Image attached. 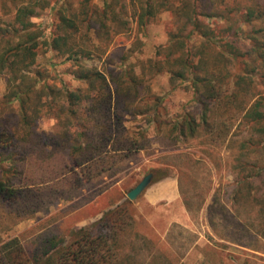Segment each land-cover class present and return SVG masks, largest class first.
<instances>
[{"label":"trees","instance_id":"1","mask_svg":"<svg viewBox=\"0 0 264 264\" xmlns=\"http://www.w3.org/2000/svg\"><path fill=\"white\" fill-rule=\"evenodd\" d=\"M100 1L102 8L82 0L78 10L69 8L68 0L0 1L9 17L0 18V76L6 79L1 102L3 108L18 104L14 124L0 114V201L14 206L32 198L25 171L30 160L65 155L69 163L63 177L71 176L70 184L78 190L143 150L147 130H133L127 123L151 110L150 105L142 108L148 80L166 72L172 80L189 81L199 103L198 112L172 122L171 138L188 142L204 133L213 142H233L237 178L227 199L234 209L230 219H236L240 207L250 217L255 212L264 239V161L258 159L264 148V90H259L264 88V0H133L131 17L141 29L166 12L179 22L170 43L158 49L161 59L142 61L139 73L135 64L116 65L107 55L113 27L131 29L125 0ZM49 8L56 10L57 20L47 33L34 19ZM245 24L251 27L247 45L238 37ZM92 30L108 44L92 42ZM195 35L205 39L197 52L189 44ZM43 50L74 64L71 75L81 82L76 89H56L46 68L35 69ZM94 58H105L102 68L87 66ZM51 114L59 129L40 132L38 120ZM237 120L249 132L240 140L230 137ZM168 176L162 171L155 181ZM132 206L126 198L69 239L44 238L31 253L13 238L0 244V264H136L133 256L120 253L119 237L131 224ZM222 208L217 213L228 217Z\"/></svg>","mask_w":264,"mask_h":264},{"label":"rangeland","instance_id":"2","mask_svg":"<svg viewBox=\"0 0 264 264\" xmlns=\"http://www.w3.org/2000/svg\"><path fill=\"white\" fill-rule=\"evenodd\" d=\"M81 1L68 0L69 8L78 10ZM93 3L102 8L100 0ZM123 3L131 29L113 27L115 31L107 55L116 65L135 64L139 73L142 61L161 59L157 56L158 49L170 43L179 22L166 12L141 29L131 17L133 0ZM41 14L34 21L47 33L53 31L56 10L49 8ZM0 18H9L3 14L1 4ZM209 23L213 28V20ZM218 24L224 29L229 27L222 21ZM250 30L245 24L238 33L243 45L249 44ZM90 35L95 44H108L100 41L93 30ZM204 40L195 35L189 44L197 52ZM121 58L126 61L121 63ZM65 60L56 52L43 50L37 57L35 69L46 68L56 89L74 90L81 82L71 75L74 64ZM104 60L91 59L87 66L102 68ZM148 82L149 91L142 108L150 105L151 110L140 117L129 118L127 123L133 130L138 127L147 130L145 148L129 154L112 172L78 190L70 184L71 176L63 177L62 172L69 163L65 155L57 154L48 161L26 162L32 198L14 206L0 201V244L18 238L31 253L44 238L69 239L74 231L89 227L103 211L124 201L131 189L153 173V182L133 201L130 208L133 219L127 233L119 237L122 256H133L136 264H151L153 256L158 257L152 264H264V239L257 229L260 222L257 214L253 212L250 217L247 209L240 207L235 213L236 219H230L234 209L227 199L237 178L235 145L228 140L213 142L204 133L188 142L171 138L172 122L190 112H198V99L189 81L172 80L166 72L151 77ZM5 92L6 79L0 76V114L6 122L14 124L18 104L3 108L1 100ZM240 122L237 120L231 128L230 137L235 140L249 135L248 127ZM37 126L40 132L59 129L53 114L40 118ZM258 159L264 161L263 147ZM161 170L169 172V176L155 181ZM215 206L218 209L224 206L230 212L228 217L217 213Z\"/></svg>","mask_w":264,"mask_h":264},{"label":"water","instance_id":"3","mask_svg":"<svg viewBox=\"0 0 264 264\" xmlns=\"http://www.w3.org/2000/svg\"><path fill=\"white\" fill-rule=\"evenodd\" d=\"M153 179V173L147 174L133 189L127 193V198L131 201L137 200V198L150 186Z\"/></svg>","mask_w":264,"mask_h":264},{"label":"crops","instance_id":"4","mask_svg":"<svg viewBox=\"0 0 264 264\" xmlns=\"http://www.w3.org/2000/svg\"><path fill=\"white\" fill-rule=\"evenodd\" d=\"M174 192V191H173Z\"/></svg>","mask_w":264,"mask_h":264}]
</instances>
